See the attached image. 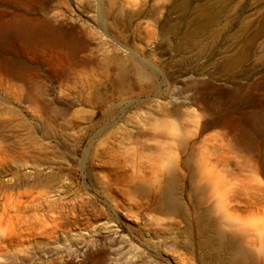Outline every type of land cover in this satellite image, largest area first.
Returning <instances> with one entry per match:
<instances>
[{
	"label": "rangeland",
	"instance_id": "374dc122",
	"mask_svg": "<svg viewBox=\"0 0 264 264\" xmlns=\"http://www.w3.org/2000/svg\"><path fill=\"white\" fill-rule=\"evenodd\" d=\"M0 30V191H34L0 264H264V0H0Z\"/></svg>",
	"mask_w": 264,
	"mask_h": 264
},
{
	"label": "bare ground",
	"instance_id": "6f19581e",
	"mask_svg": "<svg viewBox=\"0 0 264 264\" xmlns=\"http://www.w3.org/2000/svg\"><path fill=\"white\" fill-rule=\"evenodd\" d=\"M24 18H26V17H24ZM28 18V17H27ZM22 19H23V17H22ZM32 19V18H31ZM27 20V19H26ZM24 21V20H23ZM17 22H19V21H17ZM31 22H33L32 20H31ZM34 22H37V23H39L38 21H34ZM33 22V23H34ZM41 23V22H40ZM35 24V23H34ZM39 25V24H38ZM24 26V25H23ZM27 26V25H26ZM28 26H29V24H28ZM33 26V25H32ZM39 27H42L41 25L39 26ZM44 27V26H43ZM42 27V28H43ZM11 28H15L16 30H18L19 31V33H21V32H23L22 30H24L23 28H22V24H21V28H20V25L18 24V23H16V22H14L13 24H12V27ZM27 28V27H26ZM25 28V30H27ZM29 29L31 30V31H34V33L32 34V35H34L35 34V29L34 28H30L29 27ZM28 29V30H29ZM34 29V30H33ZM44 29H45V27H44ZM15 30V31H16ZM42 30V29H41ZM48 30V29H47ZM5 30H3L2 31V33L4 32ZM43 31H45V32H47L46 30H43ZM43 31H40V32H43ZM6 32H9V31H6ZM6 32H5V34H6ZM12 32H14V31H12ZM27 32V31H26ZM24 33V32H23ZM44 33V32H43ZM0 34H1V30H0ZM8 34V33H7ZM15 34V33H14ZM22 34V33H21ZM21 34H19L18 36H22ZM37 34V33H36ZM25 35V34H24ZM17 36V35H16ZM22 37H24V36H22ZM34 37V36H33ZM19 175V174H18ZM17 174L15 175L16 176V181H19V180H21V176L19 177ZM175 185H176V183H175V178H174V176H172V177H170V179L168 180V183H167V186H166V189H165V191H164V197H163V200H162V205H163V207H165V209H169V210H172V209H174L175 207H177L178 206V204H179V200H178V197H177V194H176V187H175ZM12 190H15V192H16V196H18V200L15 202L16 204L15 205H13V203H12V205L14 206V207H20L21 205H23L24 204V201L22 200V198L23 197H32V196H34V191H33V184L32 183H30V182H19V184H17V185H15V186H13V187H8V188H1V191H0V195L1 196H3L4 198H6V202L10 199L11 200V198H9L8 199V196H9V194H8V192L9 191H12ZM11 193V192H10ZM13 193V192H12ZM14 194V193H13ZM12 195V194H11ZM10 195V196H11ZM17 199V198H16ZM12 200H14L13 198H12ZM4 203V212L5 213H8V211H10V210H8V207H9V205L7 204V203ZM26 203V202H25ZM213 204H214V202H213ZM216 206H217V208H216ZM11 207V206H10ZM213 208H216V209H213ZM213 208H211L210 207V209H208V211L209 210H211V215L214 213V211L216 210L217 211V216H218V218H219V223L218 224H216V226H218V230L220 231L219 232V234L218 235H223V227H225L226 226V224H228V223H226V221H225V219H226V216H225V213L224 212H221L220 210H218V205H216V204H214V206H213ZM215 211V212H216ZM207 214V213H206ZM209 214V213H208ZM228 226V225H227ZM217 228V227H216ZM217 230V229H216ZM225 235V234H224ZM219 238H220V236H219ZM222 239V238H221ZM112 243V242H111ZM245 253L242 251L241 252V255H244ZM240 255V254H239Z\"/></svg>",
	"mask_w": 264,
	"mask_h": 264
}]
</instances>
